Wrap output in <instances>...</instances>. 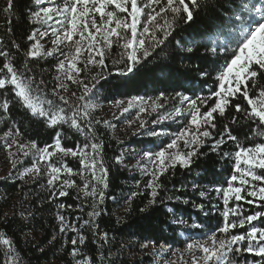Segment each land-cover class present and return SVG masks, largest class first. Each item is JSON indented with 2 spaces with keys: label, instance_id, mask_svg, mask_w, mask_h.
Wrapping results in <instances>:
<instances>
[{
  "label": "snow or ice",
  "instance_id": "snow-or-ice-1",
  "mask_svg": "<svg viewBox=\"0 0 264 264\" xmlns=\"http://www.w3.org/2000/svg\"><path fill=\"white\" fill-rule=\"evenodd\" d=\"M16 7V0H5L0 9L6 36L12 37L7 42L0 37V115L8 117L0 127V150L11 165L0 182H27L30 177L36 184L46 177L49 195L42 203L55 204V224L46 244L37 240L31 223L36 213L31 209L20 213L24 243L46 255L63 240L60 247L70 245L71 264H114L109 246L115 237L99 224L107 214L111 165L105 162V144L97 137L96 126L115 125L94 115L100 107L96 101L114 73L127 77L153 64L162 74L155 78L158 83L175 79V89L183 91L174 89L172 96L160 92L155 100L133 96L120 108V116L137 107L136 119L125 123L131 128L139 121L142 130L149 123L140 119L148 100L153 111L177 101L150 123L187 120L175 133L148 130L150 137L171 136L158 148L137 153L119 141L121 150L114 163L138 156L129 170L150 176L143 190L132 191L125 202L147 191L148 203L140 211L162 205L167 217L152 237L129 247L150 249L149 264H177L167 258L180 251H173L169 241L187 234L180 258L192 255L184 264H264V0H32L25 8L30 31L19 40L12 26ZM197 21L198 29L190 33ZM46 38L51 48L41 43ZM113 45L120 52L110 67L106 59ZM48 58L54 60L50 68L40 65ZM192 60L200 62L192 69L201 81L200 92L184 88L186 71L176 78L177 62ZM53 71L49 80L47 74ZM209 81L212 86L205 93ZM104 99L117 107L124 104ZM37 129L50 131L51 142L29 135ZM70 140L72 146L66 143ZM228 142L235 145L234 151L222 150ZM203 148L232 161L230 175L222 183L205 190L195 180L171 188L161 180L177 166L191 171L205 155ZM67 158L77 160L78 167L69 166ZM70 189L77 190L75 204L60 200L70 195ZM15 215L0 218V264H32L15 239L17 233L9 231L17 222ZM181 228L192 231L178 233ZM85 231L91 233L97 254L85 252ZM196 233L199 238L194 239Z\"/></svg>",
  "mask_w": 264,
  "mask_h": 264
},
{
  "label": "trees",
  "instance_id": "trees-1",
  "mask_svg": "<svg viewBox=\"0 0 264 264\" xmlns=\"http://www.w3.org/2000/svg\"><path fill=\"white\" fill-rule=\"evenodd\" d=\"M32 0H16V12L12 17V26L14 30V36L16 39L26 38V35L30 31V26L28 22L27 15L25 13L26 6L30 5ZM5 5V0H0V9ZM199 21L193 24L189 29L190 33H195L198 29ZM6 20L3 12H0V37H4L5 41L10 40L12 37L6 36ZM199 54V53H197ZM106 63L111 64L108 60ZM200 62L198 60L184 61L183 63L177 62L176 67L179 72L176 73V78H180V72H187V78L183 79L184 88H192L197 92L202 89L201 81L197 78L198 73L193 71ZM54 64L52 58H48L47 62L44 60L40 61V65L45 68H50ZM37 65V70L39 66ZM55 75V72L47 74V78L50 80L51 76ZM156 77H161L162 74L159 69L154 68L153 64H149L146 68H142L140 72L135 74H129L127 77L119 76L113 74L110 77V82L105 85V88L100 92L98 101L101 103H109L104 97H108L109 100H123L126 101L133 96H144L156 98L160 92H164L166 96H172L175 94V79L171 81H166L164 83H158L155 79ZM211 81L208 82V87L203 88V91L207 93L208 88L211 87ZM183 91L181 89H175ZM191 95V92L188 93ZM172 105L177 103V101H169ZM211 103V102H210ZM13 115L16 116V111L13 110ZM8 117L5 115H0L1 127ZM19 119V117H17ZM230 119V116L228 117ZM224 122H227L225 120ZM30 136H35L41 142H51V132L43 129L30 130ZM96 135L105 144L104 149V159L106 164L111 165L110 170V185L108 189V195L105 198L104 207L107 209V214L99 218V224L101 230L109 232L110 236H114L115 240L109 246L111 248V255L114 264H140L141 259L133 260L130 255V250L134 249L139 251V247H129V245H135L143 242L144 237H152L161 227L162 222L167 219L164 207L162 205H156L149 207L146 211L141 212L140 209L144 208L148 203V193L144 192V195H138L133 198L130 203H126L127 197L132 191L143 190L144 184L147 182L149 177L139 178L136 176H130L129 173L120 164L116 165L114 163V157L119 154L121 150V145L118 140L112 135V132L104 126L103 124L96 126ZM243 141V137H241ZM80 142L83 143L84 139L81 136ZM245 143H251V141H243ZM256 142H260L257 138ZM68 146H72V141L66 142ZM223 151H234L235 145L232 142H228L226 146L223 147ZM205 155H202L197 159L191 169V171L185 170L177 166L175 170H170L169 173L161 177V180L171 188L173 185L179 187L182 183L190 185L194 180L197 181L202 189H210L214 187L217 183H222L231 172L232 161H225L217 154H209L208 148L201 149ZM69 166L74 169L78 167L79 162L67 158ZM80 187L83 185L78 177H74ZM137 182H139L140 187H137ZM29 188L21 186L19 182H0V218L6 214L7 210L10 209L11 200L17 197H21L28 192ZM70 195L67 197L60 198L61 202L66 204H75L77 201L74 197L77 195L76 189L69 190ZM31 195L34 192H30ZM82 195V194H81ZM115 196L116 199L111 197ZM33 197V196H32ZM6 198V200H5ZM213 202H215V194L212 193ZM37 203L32 202V211L36 213V219L32 221V226L36 228V237L38 241H43L44 244L47 243V239L51 237L52 226L55 224L54 212L55 204L42 203L46 199L39 200L35 197ZM16 214V213H15ZM8 215V214H7ZM13 217L12 215H8ZM16 223L11 225L9 229L10 232L17 233L15 239L18 244L23 248L27 257L32 260V264H71V257L68 255L69 248L61 249L60 244L64 243L61 240L55 248L48 249L47 254H41L38 250L32 248L31 244H25L23 236L20 234V217L15 215ZM121 221L117 223V221ZM195 220V217H193ZM215 220L211 221V226H214ZM5 228H8L5 225ZM27 231V229H24ZM192 230L178 229L179 232H186ZM166 234L170 235V233ZM85 235L88 236L87 248L85 252L91 254L96 253V245L93 244L91 233L85 231ZM193 238H199V234L196 233ZM188 235H179L177 241H169L172 245V249H182L187 242ZM36 243V241H33ZM123 245V247H122ZM251 258V257H249ZM143 264H149V259L143 257Z\"/></svg>",
  "mask_w": 264,
  "mask_h": 264
},
{
  "label": "rangeland",
  "instance_id": "rangeland-1",
  "mask_svg": "<svg viewBox=\"0 0 264 264\" xmlns=\"http://www.w3.org/2000/svg\"><path fill=\"white\" fill-rule=\"evenodd\" d=\"M41 43L44 45L45 49L52 47L51 40L49 38L42 40ZM119 52H120V49L117 48L115 45H113L112 50H110L107 53L108 58L106 60L109 61L111 66H112V61L118 58ZM72 87L74 88L75 86H72ZM152 99L155 100V98H152ZM96 102L100 105V107L95 110L94 115H97L98 118L102 120H105V119L109 120L112 124H114L115 125L114 128L107 127L112 132V135L116 138V140H118V142L124 141V146L134 150L137 153L141 152L143 149H146V148H158L162 146L164 143L169 142V140L171 139L170 135L167 137L161 136L159 138L150 137L146 134L148 130L164 129L169 134L175 133L184 125V123H186V120H187V118H185L184 120H180L179 118H177L178 122L177 121H164L162 124L152 125L150 123L152 120L157 119V117L161 115L162 113H164L165 111L171 110V107L173 105L171 104V102L168 101L165 104V107L163 109L156 108L153 111L152 101L148 100L147 103L144 105L145 108L147 109L146 112L140 113V119L146 120L149 122L147 124V127L142 130L139 129V121H136V123L131 128H129L128 125L125 123V121L136 119V113L138 112L137 107H134L129 113H126L123 117H121L120 108H122L123 106H126L127 100L124 101V104L119 107H117L114 104V102L113 103H101L100 101H98V99ZM162 102L163 101H157V103H162ZM115 117H119V119H116ZM0 127H1V123H0ZM135 131H143L145 134L133 136L132 133ZM181 148H183L182 142H181ZM138 158H139L138 156L127 157L125 163H122L120 165L126 169V171L129 173L130 176H136L139 178H143V177L150 178V176L143 175L139 170H131V171L129 170L132 167V165L135 164L136 159ZM10 168H11V165L7 158V153L3 150H0V176L5 175L10 170ZM46 179L47 178L45 177L41 179L40 181H38L36 184H33L29 177V178H26L27 182H19L21 186H25L26 188H29V190L28 192H25L23 196L17 197L14 200H11V205H10L11 207L9 210H7L6 214L12 215L13 213H16L18 217H20V213L25 212L28 209H31V210L33 209L32 202L37 203V200L35 199V197L38 198L39 200L46 199L47 196L49 195V192L46 190ZM9 182H12V181H9ZM40 185H45V188H41ZM81 187H83V185ZM30 192H34V194L31 195ZM184 247L180 249L179 252H176L175 256L169 253L167 255V258L169 260H176L177 264H184V261L189 260L190 256L192 255L190 253H184V258L183 260H181L180 252H183ZM175 250L176 249H174L173 251ZM149 252H150V249H145V250L140 249L139 251L132 249L130 250V255L135 261L143 257L148 258L147 254ZM195 255H200V253L197 252L195 253Z\"/></svg>",
  "mask_w": 264,
  "mask_h": 264
}]
</instances>
